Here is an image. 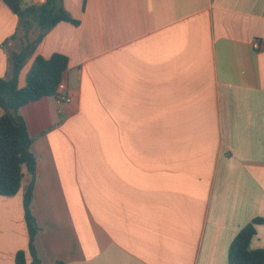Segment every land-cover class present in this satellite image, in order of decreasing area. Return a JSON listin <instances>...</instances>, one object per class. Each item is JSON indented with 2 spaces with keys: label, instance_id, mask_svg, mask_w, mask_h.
Wrapping results in <instances>:
<instances>
[{
  "label": "crops",
  "instance_id": "0c3cea01",
  "mask_svg": "<svg viewBox=\"0 0 264 264\" xmlns=\"http://www.w3.org/2000/svg\"><path fill=\"white\" fill-rule=\"evenodd\" d=\"M62 4L78 24L47 32L19 75L24 88L36 57L68 58L71 103L20 111L42 262L230 264L239 232L264 219V0ZM20 32L0 0V78L12 77ZM30 180L0 196V264L28 250ZM255 228L250 249H264Z\"/></svg>",
  "mask_w": 264,
  "mask_h": 264
},
{
  "label": "trees",
  "instance_id": "16d2710c",
  "mask_svg": "<svg viewBox=\"0 0 264 264\" xmlns=\"http://www.w3.org/2000/svg\"><path fill=\"white\" fill-rule=\"evenodd\" d=\"M20 18L24 30L23 46L20 52L10 54L11 78H0V196H15L21 189L26 175L31 180L24 191L23 205L29 233L28 250L16 255V264H44L38 255L35 240L40 231L34 216V184L37 159L32 153L33 140L27 124L21 115V108L45 97L54 96L59 83L68 68V58L53 54L51 58L36 57L27 74L26 86L19 87V75L27 61L33 56L35 47L47 32L60 22L78 24L63 8L62 0H43L39 5L23 8L19 0H3ZM33 25L39 29L34 41L30 40ZM264 224V219H255L244 227L230 248V264H264V249L251 250L250 243L256 235V225ZM28 258H30L28 260ZM55 264H64L58 261Z\"/></svg>",
  "mask_w": 264,
  "mask_h": 264
},
{
  "label": "built area",
  "instance_id": "2783aa9c",
  "mask_svg": "<svg viewBox=\"0 0 264 264\" xmlns=\"http://www.w3.org/2000/svg\"><path fill=\"white\" fill-rule=\"evenodd\" d=\"M256 44L258 45V43ZM257 45L256 47L258 48ZM53 97L59 106L71 103L72 100L69 94L67 93V84L64 79L59 83L56 93Z\"/></svg>",
  "mask_w": 264,
  "mask_h": 264
},
{
  "label": "rangeland",
  "instance_id": "374dc122",
  "mask_svg": "<svg viewBox=\"0 0 264 264\" xmlns=\"http://www.w3.org/2000/svg\"><path fill=\"white\" fill-rule=\"evenodd\" d=\"M39 33V29L36 25H33L32 29L30 30V34H31V40H34ZM20 35L23 36L24 35V30L23 28H21V32Z\"/></svg>",
  "mask_w": 264,
  "mask_h": 264
}]
</instances>
